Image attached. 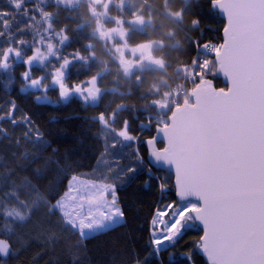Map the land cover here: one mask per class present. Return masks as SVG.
I'll use <instances>...</instances> for the list:
<instances>
[{
    "label": "snow or ice",
    "instance_id": "6c2138e0",
    "mask_svg": "<svg viewBox=\"0 0 264 264\" xmlns=\"http://www.w3.org/2000/svg\"><path fill=\"white\" fill-rule=\"evenodd\" d=\"M190 29L186 87L155 119L88 115L95 80L69 82L76 52L50 68L35 49L0 55V264H264V0H198ZM147 198L141 240L128 225Z\"/></svg>",
    "mask_w": 264,
    "mask_h": 264
},
{
    "label": "trees",
    "instance_id": "16d2710c",
    "mask_svg": "<svg viewBox=\"0 0 264 264\" xmlns=\"http://www.w3.org/2000/svg\"><path fill=\"white\" fill-rule=\"evenodd\" d=\"M119 3L121 0H109ZM127 4L120 10L111 5L107 13L110 17L123 18L124 42L128 47H135L147 43H156L149 55L144 58L134 59L133 65L129 67V73L122 70L120 57L113 50L111 43L100 38V32H96L97 19L92 15L94 10L86 0H78L71 7H63L53 0L43 3L42 14L49 24L52 32V42L59 46L57 54L63 57L76 52L73 63V75L69 82L89 81L94 78L95 87L99 91L96 98L98 106L90 103L88 115H94L101 111L107 114L116 113L117 122L127 118L132 120L133 116L143 119L151 115L153 119L164 115L173 90L182 83L181 67L186 62L189 51L190 24L194 18L198 0H126ZM97 8V7H96ZM7 12L5 19L0 18V55L9 48L28 52V46L34 40L37 26L29 16H37L33 4L25 2L22 7L16 9L6 0H0V16ZM218 19L219 16L217 15ZM137 18L143 20L141 29L131 27L126 19ZM113 20L105 22L111 27ZM56 36L60 37L56 39ZM63 38V42L61 40ZM115 45L121 44L120 41ZM114 44V43H113ZM23 45V47H21ZM30 52H28L29 54ZM129 57V55H127ZM52 59V64H54ZM15 59L13 58L14 62ZM146 63H149L147 66ZM146 65V67L144 66ZM23 64L18 63L16 72L23 70ZM35 74H39V67L33 68ZM218 83L223 86L221 78ZM186 87V86H185ZM11 95L15 96L21 107L30 108L34 113L41 114L44 110L31 104V97H25L13 89ZM8 94L0 85V104L7 101ZM7 124V122H4ZM80 121H71L67 125L69 132L61 135V142L65 146L72 143L70 137L72 131H78ZM92 124L94 130H99V125ZM134 123V122H133ZM87 127V125H85ZM19 131V130H17ZM67 137V139H65ZM6 143L0 140V146ZM82 162L88 170L87 165L91 160L93 150L85 142ZM132 199L129 194L128 197ZM139 210L130 214L129 230L134 236L141 240L148 236V222L151 213L155 211L152 198L145 199L136 206ZM122 229H117L120 232ZM97 237V246L94 249L96 258H103L109 245L105 243L109 237Z\"/></svg>",
    "mask_w": 264,
    "mask_h": 264
},
{
    "label": "rangeland",
    "instance_id": "374dc122",
    "mask_svg": "<svg viewBox=\"0 0 264 264\" xmlns=\"http://www.w3.org/2000/svg\"><path fill=\"white\" fill-rule=\"evenodd\" d=\"M11 6L18 9L22 7V5L27 2L29 4H33L34 8L36 9V13L39 14L36 19V16L31 14L29 17L34 20L37 29H36V35L34 36V40L31 42L28 46L29 49H35L36 50V60L35 63L37 65L44 64L46 68H50L52 64V59H55V57L58 56L57 51L59 46L56 44V42H52L53 35L52 32H50L49 24L46 23V18L44 17V13L42 14V6L43 3L50 1V0H6ZM56 4L61 5L63 7H71L77 3L78 0H53ZM91 5L95 6L94 10L92 12V15L96 17L97 19V30L96 32H100L101 35L99 37L106 39L108 43H111L113 46V50L118 54L120 57V63L122 70L127 74L129 73V67L130 65H133L134 59H140L144 58L147 55H149L150 51L157 47L158 44L156 43H147L138 45L135 47H128L125 44H122L124 42V35L125 30L123 26V18L118 19L116 17H110L107 13L108 8L111 5H114L118 10L122 9L126 4V0H121L119 3H114L109 0H86ZM97 7V8H96ZM0 18L5 19V15L0 16ZM109 20H113L111 23V27L107 26L105 22H108ZM126 23L129 24L131 27L136 29H141L144 21L139 20L137 18L133 19H126ZM60 37L56 36V39H59ZM63 38L61 40V43L63 42ZM117 41H120L121 44L118 43V45H115ZM114 43V44H113ZM21 49V48H20ZM20 49L18 51H20ZM15 51V50H14ZM29 52V51H28ZM31 55V52L29 53ZM129 55V57H127ZM15 59V57H13ZM148 66L149 63H146ZM146 65H144L146 67ZM37 66H34L33 68H36ZM183 74V72H182ZM179 85V92H183V87ZM88 87L91 90L92 95L97 98L99 96V91L95 87L94 84L88 85ZM177 99V91L172 93V97ZM169 99V100H170Z\"/></svg>",
    "mask_w": 264,
    "mask_h": 264
},
{
    "label": "built area",
    "instance_id": "2783aa9c",
    "mask_svg": "<svg viewBox=\"0 0 264 264\" xmlns=\"http://www.w3.org/2000/svg\"><path fill=\"white\" fill-rule=\"evenodd\" d=\"M184 85H185V80H183L181 86L184 87ZM176 91H177V94L180 93V92H179V91H180V90H179V87H178L174 92H176ZM181 93H182V92H181ZM175 101H176V99L173 98V99L171 100V105H172ZM171 105H170V106H171Z\"/></svg>",
    "mask_w": 264,
    "mask_h": 264
},
{
    "label": "water",
    "instance_id": "95a60500",
    "mask_svg": "<svg viewBox=\"0 0 264 264\" xmlns=\"http://www.w3.org/2000/svg\"><path fill=\"white\" fill-rule=\"evenodd\" d=\"M217 15L219 16V18L222 19V14L217 13ZM221 80H222V82H223V78H222V77H221Z\"/></svg>",
    "mask_w": 264,
    "mask_h": 264
}]
</instances>
